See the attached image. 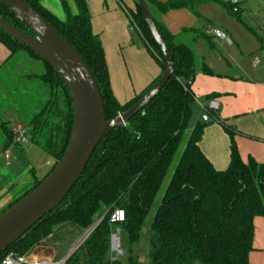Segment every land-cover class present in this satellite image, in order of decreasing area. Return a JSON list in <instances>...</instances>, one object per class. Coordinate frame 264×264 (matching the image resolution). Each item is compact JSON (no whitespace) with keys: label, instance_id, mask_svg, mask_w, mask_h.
I'll use <instances>...</instances> for the list:
<instances>
[{"label":"trees","instance_id":"trees-1","mask_svg":"<svg viewBox=\"0 0 264 264\" xmlns=\"http://www.w3.org/2000/svg\"><path fill=\"white\" fill-rule=\"evenodd\" d=\"M24 1L87 66L99 90L106 121L136 104L156 84L165 69L163 57L149 35L136 0H133L134 10L123 7L127 19L150 55L159 62L161 74L141 94L120 105L112 95L100 39L91 32L87 0H72L76 14H72L65 7V1L61 0L66 14L64 21L46 10L41 0ZM146 3L156 29L172 55V77L141 113L101 141L82 177L57 210L46 215L0 254V262L7 253L25 255L43 241L53 240L55 232L65 225L83 234L99 222L64 264H139L141 253L138 248L142 244L146 264H250L248 255L253 248V221L264 217V161L257 163L251 157L245 162L241 160L234 142L236 132L220 122L216 112L209 114L213 121L219 122L229 138L227 168L216 170L200 150L203 132L209 121L196 124L188 134L161 201L155 207L151 221H148L156 196L187 130L194 103L190 85L197 69L200 68L205 75H212L205 64L200 63L193 49L196 41H204L211 49V37L197 30L184 29L182 33L189 35V41L183 42L170 35L158 18L169 11L181 9L197 15L195 7L205 4H218L232 16H237L240 10L233 14L230 5L219 0H167L164 3L146 0ZM0 17L29 34L2 4ZM0 43L9 53L2 71L19 52L43 64L42 74L27 79L35 83L34 92L39 98L27 106L19 123L26 129L27 143H33L57 162L66 150L72 128L69 94L56 73L41 58L1 31ZM58 95L67 109L62 132L52 121V109ZM0 131L4 147L13 145V134L5 122L0 121ZM42 180L36 181L9 207ZM115 209L123 211L124 222L113 226L109 224V217ZM115 229L121 235L120 256L110 253V234Z\"/></svg>","mask_w":264,"mask_h":264},{"label":"crops","instance_id":"crops-1","mask_svg":"<svg viewBox=\"0 0 264 264\" xmlns=\"http://www.w3.org/2000/svg\"><path fill=\"white\" fill-rule=\"evenodd\" d=\"M153 1L164 3L167 0ZM219 1L228 3V0ZM245 1V5L248 7L254 5V3L264 5V0H243L242 3ZM87 7L91 20V32L100 39L104 52L112 95L120 105H124L141 94L152 82L158 79L161 74L160 64L150 55L136 30V34H133L129 28L130 23L123 7L134 10L135 5L133 0H87ZM218 9H220L218 13L220 18L222 15L220 13H222V9L224 8L218 4H205L195 7L197 15L185 9L173 10L160 16L158 22L164 26L170 35L177 37L183 42H187L189 41V35L183 34L182 30L193 29L205 34L204 29H196L199 26L198 16L211 19L209 16H213V13H216ZM241 11L242 8L240 7ZM213 20L216 19L214 18ZM224 22L218 21L220 28L217 27L216 29L224 32L230 40V44L225 43L232 45L233 41L230 38V34L225 31L226 25H223L225 24ZM209 25L215 26L213 23L206 21L205 27ZM258 29L263 30L262 32L264 33V21L259 22ZM199 42L203 43L202 45L209 51H213L218 42L211 38V49L204 41H196L193 44L200 63L205 64L204 58L197 52L196 47L200 45ZM256 47L264 48L263 34L259 37L258 44L254 48ZM254 56L260 60L264 57V53H255ZM8 57V50L0 43V69ZM242 61L240 60V62ZM42 73L43 68H41L40 74ZM198 74H203L200 68L197 69L195 78L190 85V91L194 102L196 100L197 105L201 109H203L201 106L206 108L209 102H215L217 104V119L232 129L234 126L230 122L240 116L248 117L251 123H256L258 126L264 125V68L262 66L258 65L254 70L246 72L244 77H239V79L234 78V83L228 85L224 90L215 88L210 82L212 78L205 76H199L203 86L204 84L205 86L202 89H197L194 81ZM208 96L211 97L207 98ZM233 103H239L240 107H237L238 110L233 109ZM220 106L226 111H224L222 117ZM17 125L21 124L17 122L14 126ZM234 131L236 132L234 142L241 160L245 162L247 158L251 157L257 163H262L264 161V136L258 137L259 134H240L236 130ZM200 150L216 170L222 171L227 168L229 161V138L226 132L219 130L217 127L206 130V134L200 142ZM49 158L45 155L43 160L38 163L40 167H44L45 165L42 162H45ZM48 172L49 169L45 174L47 175ZM46 175L39 177L40 179L34 176L29 181V189L34 186L36 181L42 180ZM253 226V248L248 255V261L250 264H264V217L255 218ZM46 243L47 241H44L42 246ZM31 258L40 260L33 256Z\"/></svg>","mask_w":264,"mask_h":264},{"label":"rangeland","instance_id":"rangeland-1","mask_svg":"<svg viewBox=\"0 0 264 264\" xmlns=\"http://www.w3.org/2000/svg\"><path fill=\"white\" fill-rule=\"evenodd\" d=\"M64 1L65 7L69 9L72 14H76V7L73 1ZM245 4L246 1L240 5L242 11L237 16H232L227 9H222L220 18L218 15L220 9H218L216 13H213V16H209L211 19L204 18L200 15L198 16L197 20L199 26L196 28L198 30L206 29V21L213 23L215 25L213 26L214 28H220L218 21H225V24H223L226 25L225 31L230 34L233 44L227 45L225 42L215 40L218 44L215 45L213 51H209L202 45L203 43L201 44V42H199L200 45L196 47L197 52L204 58L205 65L211 71L212 75L198 74L194 81L197 89H202L205 86V84L203 86L199 76L212 78L210 82L213 86L218 90H224L228 85L234 83V78L239 79V77H244L246 72L254 70L258 65L264 68V57H260L261 59L258 60L254 56L255 53H264V48H254L255 45L258 44L259 37L262 34L264 37L263 30L258 29L259 22L264 21V5L261 3H254V5L248 7ZM41 5L59 20L64 21L66 19L61 0H41ZM213 17L216 20H213ZM129 28L133 34H136L134 27L130 25ZM240 60L243 61L240 62ZM41 68H43V64L39 60L28 57L23 52H19L3 71L2 69L0 70V121L5 122L10 131L17 122H20V118L23 119L22 116L25 114L28 108L27 106L35 102L36 98H39V95L34 92L35 83L29 82L27 79L30 76L39 75L41 73ZM232 107L238 110L240 105L239 103H233ZM52 110L54 112L52 116L54 126L58 128L59 132H62L65 126L67 109L60 95L57 96V102ZM220 110L222 117L225 110L222 109V106H220ZM202 115H206V112L197 105L195 100L192 105V114L188 121L187 130L182 139V143L161 185L160 191L156 196L154 208L148 216V221H151L155 212L154 209L161 201L163 191L178 162L189 132L196 124H203L201 121ZM209 119V124L203 132V138L206 134V130L210 128L217 127L219 130L224 131L219 122L213 121L210 115ZM230 123L234 126L233 130H236L240 134L250 133L253 135L259 134L258 137L264 136V125L258 126L256 123H251L248 117L240 116ZM4 150L8 151L9 159L5 158ZM45 155L46 154L39 147L30 142L22 145H10L5 148L0 131V212L7 210L14 199L16 200L29 189V181L34 176L40 179L39 177L46 175L45 173L49 168L46 166L40 167V164H38L39 161L43 160ZM42 163H48V159ZM81 235L82 234H78L75 229L65 225L55 232L53 240H48L47 243L42 246L44 244L43 241L39 247H34L27 255L29 257H36L40 260L59 261L65 258L68 251L73 247ZM119 238H121V235ZM144 240L145 238H143L142 241ZM138 250L141 253L138 260L139 264H146L144 245H140ZM113 258L111 257V259Z\"/></svg>","mask_w":264,"mask_h":264},{"label":"water","instance_id":"water-1","mask_svg":"<svg viewBox=\"0 0 264 264\" xmlns=\"http://www.w3.org/2000/svg\"><path fill=\"white\" fill-rule=\"evenodd\" d=\"M29 32L26 34L0 17V31L41 58L65 86L72 108L68 145L59 161L44 164L51 172L24 197L0 214V254L21 239L46 215L54 212L80 180L95 149L112 131L141 113L172 77L171 53L153 22L146 0H136L150 37L158 47L165 69L156 84L131 108L106 121L103 102L91 72L70 45L24 0H0ZM86 235L73 245L64 261Z\"/></svg>","mask_w":264,"mask_h":264},{"label":"built area","instance_id":"built-area-1","mask_svg":"<svg viewBox=\"0 0 264 264\" xmlns=\"http://www.w3.org/2000/svg\"><path fill=\"white\" fill-rule=\"evenodd\" d=\"M242 1L243 0H228V4L230 5L231 11L233 14H236L239 12L240 5H241ZM205 34L207 36L215 39V40L224 41L227 44H230V40L228 39L226 34L222 31L214 28L213 26H210V25L207 26L205 29ZM201 107L206 112V115H203L201 119L203 122H208L210 120L209 119V115H210L209 113L217 111V104L215 102L211 101L208 103L206 108L203 106H201ZM11 132L13 134V143H12L13 145H22L24 143H27V133H26V129H24V127H22L21 125L14 126L12 128ZM4 156L6 159L9 158L8 151L4 150ZM123 222H124L123 211L120 209L113 210L110 214V217H109V224L116 226L118 224H122ZM98 223L99 222L95 223L94 225H92L90 228H88L87 230H85L83 232V234L86 235V238L84 239V241L91 234V232L94 230V228L96 227V225ZM119 235H120V232L118 229H115V231L110 234V253H111V255H114V256L122 255V251L120 250V246H119ZM64 262H65L64 258L59 260V261H55V260H34L31 257H29L27 254L17 256L13 253H7L4 255L0 264H64Z\"/></svg>","mask_w":264,"mask_h":264}]
</instances>
